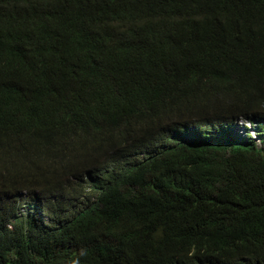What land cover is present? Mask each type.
Listing matches in <instances>:
<instances>
[{"label":"trees","instance_id":"1","mask_svg":"<svg viewBox=\"0 0 264 264\" xmlns=\"http://www.w3.org/2000/svg\"><path fill=\"white\" fill-rule=\"evenodd\" d=\"M237 118L264 0H0V264H264Z\"/></svg>","mask_w":264,"mask_h":264},{"label":"rangeland","instance_id":"2","mask_svg":"<svg viewBox=\"0 0 264 264\" xmlns=\"http://www.w3.org/2000/svg\"><path fill=\"white\" fill-rule=\"evenodd\" d=\"M238 123L237 124H232V128L234 130L233 133V138L238 139V140H234L235 143H242V140L244 139H248V140H252L255 145L257 146H261V142L259 141V139H261L262 136H258L257 132L258 128L257 125L255 126H249V121L245 120H241L240 118H237Z\"/></svg>","mask_w":264,"mask_h":264},{"label":"clouds","instance_id":"3","mask_svg":"<svg viewBox=\"0 0 264 264\" xmlns=\"http://www.w3.org/2000/svg\"><path fill=\"white\" fill-rule=\"evenodd\" d=\"M237 123H238V121H237ZM234 145H236V146H241V147H243L242 145H238V144H242V143H233ZM239 149H241V148H239ZM246 149V148H245Z\"/></svg>","mask_w":264,"mask_h":264},{"label":"flooded vegetation","instance_id":"4","mask_svg":"<svg viewBox=\"0 0 264 264\" xmlns=\"http://www.w3.org/2000/svg\"><path fill=\"white\" fill-rule=\"evenodd\" d=\"M232 148H241V149H243V147H232Z\"/></svg>","mask_w":264,"mask_h":264}]
</instances>
